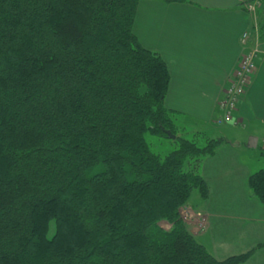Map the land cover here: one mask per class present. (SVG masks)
<instances>
[{
    "label": "trees",
    "instance_id": "trees-1",
    "mask_svg": "<svg viewBox=\"0 0 264 264\" xmlns=\"http://www.w3.org/2000/svg\"><path fill=\"white\" fill-rule=\"evenodd\" d=\"M140 1L0 0V264H240L264 245L220 260L182 218L228 140L178 135ZM165 129L162 156L145 135ZM248 186L264 203V167Z\"/></svg>",
    "mask_w": 264,
    "mask_h": 264
},
{
    "label": "crops",
    "instance_id": "crops-1",
    "mask_svg": "<svg viewBox=\"0 0 264 264\" xmlns=\"http://www.w3.org/2000/svg\"><path fill=\"white\" fill-rule=\"evenodd\" d=\"M243 3L244 0H141L134 32L168 65L171 79L165 106L172 111L176 126L190 124L197 133H214L221 112L219 102L245 51L241 36L259 21L262 28L257 40V67L239 102L237 116L243 129L256 140L250 147L261 145L264 149V5L253 15ZM251 41L250 44L256 42L254 33ZM224 131L220 137L226 138ZM226 139L228 142L203 157L199 164L209 193L204 199L198 192L193 201L204 214V226L199 230L192 225L190 230L220 260L264 243V203L248 186L249 175L255 172L254 161L243 158L242 141ZM240 264H264V245Z\"/></svg>",
    "mask_w": 264,
    "mask_h": 264
},
{
    "label": "rangeland",
    "instance_id": "rangeland-1",
    "mask_svg": "<svg viewBox=\"0 0 264 264\" xmlns=\"http://www.w3.org/2000/svg\"><path fill=\"white\" fill-rule=\"evenodd\" d=\"M178 121L182 122L181 120ZM178 124L181 125L177 127L178 133L188 139H192V140L195 139L199 146H204L209 138H218L222 136L221 131L224 129L225 130L224 133H226L227 136L226 138H228L231 141H238V140L242 141L243 145H241V147L243 150L242 151L243 158L245 159V161H252V160L254 161L255 164L253 166L254 171H257L261 167H264V157H263L264 149L261 148V145L259 147L248 146L251 135L247 134L246 130L243 129L242 125H235L229 122L220 123V124L218 123V125L216 126V131L214 133L212 132L210 133V131H206V130H204L203 133H197L196 130H194L195 128L190 124H183V123H178ZM145 136L151 150L162 156L167 155L169 152H171L172 150L178 147V142L175 141V139L165 137L163 135L152 134V133H146ZM259 160L261 163H259ZM191 166L195 167L196 164L192 162L190 167ZM197 196H198V191L194 190L187 204L180 208V214L190 230L192 225H195L199 230L201 227L204 226L202 225L205 219L204 214H202V212L196 207V205L193 202L194 199L197 198ZM160 223L165 229L167 230L171 229V224L166 220H163ZM52 229H54V226Z\"/></svg>",
    "mask_w": 264,
    "mask_h": 264
},
{
    "label": "built area",
    "instance_id": "built-area-1",
    "mask_svg": "<svg viewBox=\"0 0 264 264\" xmlns=\"http://www.w3.org/2000/svg\"><path fill=\"white\" fill-rule=\"evenodd\" d=\"M264 0H244L243 6L247 12L257 15L259 9L263 6ZM259 21H256L250 30L243 32L241 36V44L245 47V51L241 57L237 70L228 80L223 98L219 102L220 114L216 118V123H233L242 125L237 116L238 105L249 87L251 79L256 70V60L260 49L257 44L259 40ZM254 33L256 42L250 44L251 35Z\"/></svg>",
    "mask_w": 264,
    "mask_h": 264
},
{
    "label": "water",
    "instance_id": "water-1",
    "mask_svg": "<svg viewBox=\"0 0 264 264\" xmlns=\"http://www.w3.org/2000/svg\"><path fill=\"white\" fill-rule=\"evenodd\" d=\"M165 132L167 133L169 138L175 139L177 136L176 134L172 133V131L169 129H165ZM255 141V138H250L248 146H255Z\"/></svg>",
    "mask_w": 264,
    "mask_h": 264
}]
</instances>
